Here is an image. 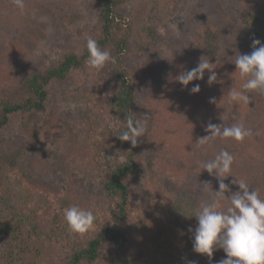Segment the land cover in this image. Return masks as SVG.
<instances>
[{"label": "rangeland", "instance_id": "374dc122", "mask_svg": "<svg viewBox=\"0 0 264 264\" xmlns=\"http://www.w3.org/2000/svg\"><path fill=\"white\" fill-rule=\"evenodd\" d=\"M263 5L264 0H129L125 6L132 47L144 45L141 54L126 59V67L132 75L137 116L146 122L138 157L142 172L129 181L134 193L123 228L129 244L120 253L126 264H218L226 258L222 249L212 258L193 250L198 221L192 213L210 203L219 190V180L201 164L221 150L233 154L235 176L224 179L231 191L221 199V210L230 205L227 197L240 190L234 180L250 188L257 174L264 176L259 150L264 116L258 110L264 90L248 92V104L230 102L228 95L231 89L242 90L246 82L234 62L236 55L248 54L253 41L240 18ZM96 12L97 0H25L23 12L13 0H0V89L19 85L31 73L58 64L65 54L81 53L92 37ZM201 58L212 63L215 82L208 83L207 70L203 80L188 86L176 80ZM195 84L200 85L199 93L190 91ZM48 92L44 114L12 116L2 131L0 264L57 263L44 240L33 237L29 204L56 199L77 176L87 194H104L108 133L114 123L110 112L97 105L94 70L88 66L62 83H52ZM237 122L251 129L253 136L243 142L215 138L196 145L210 135L209 124ZM94 141L103 152V173L98 178L78 168L91 154ZM16 172L19 179L10 176ZM260 191L264 198V189ZM174 235L182 245L180 258L171 254Z\"/></svg>", "mask_w": 264, "mask_h": 264}, {"label": "trees", "instance_id": "16d2710c", "mask_svg": "<svg viewBox=\"0 0 264 264\" xmlns=\"http://www.w3.org/2000/svg\"><path fill=\"white\" fill-rule=\"evenodd\" d=\"M128 1L97 0L96 24L91 37L102 50L109 51L116 59L115 64L108 63L99 71L92 68L95 81L99 85L97 105L101 110L110 112L114 123L108 133L107 153L110 158L107 160L108 175L103 181L104 194H87L77 176L65 186L56 199L47 200L44 204L35 201L26 207L29 218L27 220L34 228L33 237L44 240L45 245L52 250V255L56 256V264H126L120 253L129 244L123 228L130 217L134 193L129 181L137 178L142 172L138 159L141 138H138L137 145L133 146L130 141H121L117 135L126 128L124 118L127 113L132 112L138 118L137 99L132 75L126 67V59L137 53L141 54L144 50L142 44L137 50L132 47V26L124 11ZM240 23L252 40L259 39L264 43V5L259 10L244 12ZM252 50L253 45L248 54ZM87 57L85 44L81 53L65 54L58 64L43 72L31 73L21 79L19 85L0 89V146L2 131L11 117L44 114L49 99V86L55 82L62 83L72 74L87 68ZM258 110L260 115L264 116V94L259 96ZM101 147L99 142L94 141L91 156L78 163V168L93 173L97 178L103 173L100 161V158H103ZM259 150L264 158V143L259 146ZM80 169L76 171L79 175L82 173ZM257 175L250 190L252 188L261 192L260 190L264 189V176ZM10 176L19 179L20 173L16 172ZM73 205L91 210L96 215L94 226L88 232L77 234L70 231L64 218V209ZM26 221H23V229L26 228ZM176 238L177 235H174L170 242L171 254L180 258L182 245ZM167 255L163 258L168 257Z\"/></svg>", "mask_w": 264, "mask_h": 264}, {"label": "clouds", "instance_id": "9594fccd", "mask_svg": "<svg viewBox=\"0 0 264 264\" xmlns=\"http://www.w3.org/2000/svg\"><path fill=\"white\" fill-rule=\"evenodd\" d=\"M13 3L21 12L24 11L25 0H13ZM252 45L250 54H238L234 62L240 76L247 78L242 90L231 89L228 93L230 102L237 105L249 103L248 92L264 90V43L254 39ZM86 47L88 57L85 63L91 68L99 71L108 63H116L115 57L109 51L102 50L95 39L88 38ZM206 70L210 73L208 83L212 84L217 80V75L213 71L212 63L204 58H201L195 68L178 75L176 80L188 86L194 80H203ZM200 90L199 84L190 89L192 93H199ZM211 102L216 103L215 99ZM69 107L75 109L77 105L70 104ZM124 119L126 128L117 136L121 141H130L136 146L138 138L146 133V122L132 112L127 113ZM206 130L210 135L200 138L197 146L215 138H231L243 142L253 136L252 130L246 128L242 122L233 123L231 126L209 124ZM233 163V154L221 150L214 159L201 164L204 170L219 180V190L214 192L215 197L210 203L201 205L192 213L198 221L194 229L193 250L212 258L214 251L222 249L226 258L221 259L218 264H264V198L260 197L259 191L250 190L243 181L234 180L233 183L238 184L240 190L227 197L230 205L226 210H221V199L226 198L225 193L231 191L224 179L235 177L231 175ZM64 218L70 231L77 234L91 230L97 219L93 211L75 205L64 209Z\"/></svg>", "mask_w": 264, "mask_h": 264}]
</instances>
